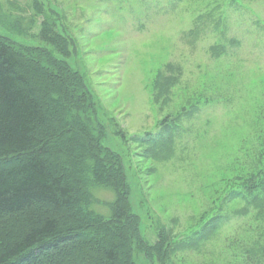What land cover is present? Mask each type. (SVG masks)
<instances>
[{"label": "rangeland", "instance_id": "rangeland-1", "mask_svg": "<svg viewBox=\"0 0 264 264\" xmlns=\"http://www.w3.org/2000/svg\"><path fill=\"white\" fill-rule=\"evenodd\" d=\"M0 36L90 89L133 264H264V0H0Z\"/></svg>", "mask_w": 264, "mask_h": 264}, {"label": "trees", "instance_id": "trees-1", "mask_svg": "<svg viewBox=\"0 0 264 264\" xmlns=\"http://www.w3.org/2000/svg\"><path fill=\"white\" fill-rule=\"evenodd\" d=\"M44 53L51 64L0 36V264H133L138 217L95 135L92 93ZM249 189L263 204L264 175ZM95 190L112 193L106 215Z\"/></svg>", "mask_w": 264, "mask_h": 264}]
</instances>
